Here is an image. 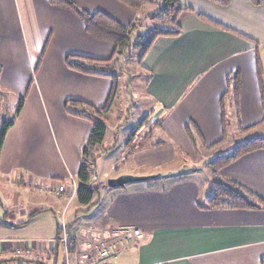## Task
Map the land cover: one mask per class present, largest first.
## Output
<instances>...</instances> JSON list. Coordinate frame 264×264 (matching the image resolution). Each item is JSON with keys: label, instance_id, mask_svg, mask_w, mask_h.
<instances>
[{"label": "crops", "instance_id": "crops-1", "mask_svg": "<svg viewBox=\"0 0 264 264\" xmlns=\"http://www.w3.org/2000/svg\"><path fill=\"white\" fill-rule=\"evenodd\" d=\"M72 1L122 25L138 17L117 0ZM177 7L187 9L182 13L187 16L180 33L158 36L143 54L146 57L152 50L142 69L150 74L144 93L156 112L145 125L153 139L140 144L149 135L133 133L128 143L119 145L117 135L111 143L105 142V133L102 145L107 149L97 160L95 175L102 186L94 204L83 210L76 202L69 220L64 219L62 209L63 224L70 234L68 247L56 240L60 209L52 206L57 220L54 234L35 232L16 239L9 236L20 226L12 225L13 217L0 224V264H78L88 230L113 235L122 227L140 232L114 264H259L264 258V209L198 206L216 178L208 161L241 141L264 136L254 45L222 31L214 22L258 44L264 90V4L230 0L219 6L211 0H178ZM112 51L111 44L89 36L69 9L51 6L48 0H0V86L27 94L5 134L0 173L14 176L15 183L30 189L37 200L28 211L18 212L23 223H15L21 227L42 226L39 217L49 207L46 192L75 200V175L90 122L67 113L66 102L71 99L102 107L111 92L109 77L74 71L65 64L66 57L106 60ZM236 69L241 80L238 124L233 113L234 119L227 116L225 126H232L239 136L230 143L226 140L223 148L203 149L190 141L185 125L192 121L206 146L222 138L220 99L227 88L226 75ZM236 125L246 130L238 131ZM126 157L129 163L121 165ZM209 168L203 184L199 173ZM123 174L154 177L141 184H106L108 178ZM217 175L264 199V150L240 156ZM58 185L64 187L61 195L54 192Z\"/></svg>", "mask_w": 264, "mask_h": 264}, {"label": "trees", "instance_id": "trees-1", "mask_svg": "<svg viewBox=\"0 0 264 264\" xmlns=\"http://www.w3.org/2000/svg\"><path fill=\"white\" fill-rule=\"evenodd\" d=\"M122 4L132 8L137 13H140L141 8L147 0H117ZM218 4L219 6H226L230 3V0H211ZM254 6L264 4V0H249ZM51 6H58L61 8H66L71 10L83 23L85 32L91 36L93 39L104 41L113 46V51L111 56L106 60H95L90 57L85 56H68L66 57L67 66L77 72L106 76L112 80V88L110 95L102 107H93L86 103L71 100L66 102L65 108L67 113L85 118L90 122V131L87 138L85 139L81 149H80V164L78 171L75 175V180L77 183L75 191L76 202L83 207V210L88 209L94 204L95 196H97L102 182H97L95 180L96 175V161L103 150V140L106 133V126L104 124L107 119V115L110 112V108L114 101V97L117 93L118 87V77L117 73L122 70V64L117 62L119 57L123 56V61L130 59V50L133 46L138 44L139 39L144 40L149 32H144V34H134V30L137 29L146 18L154 21L158 24H163L170 19V23L174 25L173 29L162 28V26L155 25V34H150L149 41L146 43L143 54L149 49L152 42L158 36H175L180 33L181 26L178 23V18L183 11L187 9H180L177 7L178 0H160L159 7L157 11L139 16L140 18L135 19L129 25H122L112 17L101 11L89 12L79 8L72 0H48ZM139 22V23H138ZM214 22V21H212ZM222 31H228L239 35L246 41H250L254 45L255 49V68L256 76L258 80V87L261 94L262 103L264 104V90L262 83V67L260 62V57L257 53L258 44L245 37L240 33L233 32L228 27L223 24L214 22ZM133 39V40H132ZM134 41V42H133ZM105 65L108 68H112V71H105L104 69H98L97 66ZM118 67V70L115 69ZM232 74V81H230V75ZM225 81L227 83V88L225 94L221 96L220 99V117L222 120V138L216 142L214 145L206 146L199 135L198 130H196L194 124L188 122L185 125L187 134L190 141L195 145L201 146L203 149L216 150L219 146H223L228 137V127L225 126L227 118L226 114V100L234 105L235 111V121L238 124V100L240 96V78L239 70L229 72L226 75ZM24 99L20 98L17 102L16 113H18L23 105ZM13 125V121L4 122L0 130V150L4 141L5 134L9 127ZM237 126V125H236ZM238 131H245L246 129L237 126ZM255 150H264V136L263 137H251V139H246L239 142L235 147H233L228 153L218 154L214 159L208 161L211 165L214 177H216L210 186V191L204 203H198L201 209H218V208H234V209H264V199L260 198L255 192H252L247 187L238 184L237 182L221 178L217 175V172L222 168L226 167L228 163L237 160L240 156L251 153ZM259 264H264V258H261Z\"/></svg>", "mask_w": 264, "mask_h": 264}, {"label": "rangeland", "instance_id": "rangeland-1", "mask_svg": "<svg viewBox=\"0 0 264 264\" xmlns=\"http://www.w3.org/2000/svg\"><path fill=\"white\" fill-rule=\"evenodd\" d=\"M160 4V0H147L143 7L141 8L140 13H138V17L135 19L138 20L139 16L147 15L157 11ZM185 12V11H183ZM182 12V13H183ZM178 18V23L182 24V21L186 20V16H182ZM139 23V22H138ZM154 21L146 18L144 22H142L137 29L134 30V34H144V32H149L147 37L144 40L138 41V44L133 46L130 50V59L123 61V56L119 57V63L122 64V70H120L117 74L118 77V87L117 93L114 97V101L110 108V112L107 115V119L105 120L104 124L106 126V137L105 142L111 143V140L114 135L118 136L119 145L128 143V139H132L131 136L133 133L137 135H142L143 132L149 135L147 138H144L140 141V144H145L153 139L152 135L153 132L150 133L146 131V124L147 122L155 118V106L151 102V99L144 93L146 82L150 77L149 72H146L142 67H147L149 63V54H152V50L150 53L148 51L147 58L145 55L143 56L144 48L146 43L149 41L150 34H155L156 28ZM158 26H162V28H170L173 29L174 25L170 23V19H167L166 22L160 24L158 21ZM133 40V39H132ZM134 42V41H133ZM143 56V57H142ZM43 60L40 61L39 67L42 66ZM98 69H104L105 71H112V68H108L105 65L97 66ZM115 69L118 70V67ZM231 84L232 81V74L230 75ZM27 94H17L13 91H7L0 86V130L2 128V124L4 122H8L10 120L15 123L20 111L16 113L17 102L20 98L25 99ZM226 114L230 116L235 111L234 105L229 103L226 100ZM23 106V105H22ZM230 119L234 117L230 116ZM162 119V118H161ZM11 125L9 128H11ZM118 128V129H117ZM228 137L229 143L231 142V138H236L239 134L234 133V128L232 126L228 127ZM264 126L260 130H263ZM139 143V142H138ZM227 145V144H226ZM224 146H219L218 148H223ZM234 147V146H233ZM107 147L103 146V150L100 152L99 156L104 153ZM117 152V151H116ZM112 154V153H111ZM118 154V152H117ZM207 156L211 155V153H204ZM98 156V158H99ZM113 156V155H111ZM97 158V160H98ZM108 163V161H107ZM129 163V157H126L121 165H127ZM97 167V161H96ZM95 167V169H96ZM201 171V170H199ZM211 169H203L199 175L200 179L205 183V176L210 175ZM185 172H188L185 171ZM213 179V178H212ZM209 181V180H208ZM134 184H141L140 181H133ZM132 183V184H133ZM130 184V182H129ZM77 185V183H76ZM36 186H33L35 188ZM47 198H48V208H45V211L40 215L39 220L41 221L42 226L39 228H29V227H21L22 225V216L18 214V212H26L28 209L31 208L33 203H36L35 196L31 193L30 189L26 188L25 186L18 185L14 181V176H4L0 173V224L6 220H12L11 217L14 218L12 225H20L18 229L13 231L9 236L13 238H29L35 232H41L42 234H49L53 232L55 233L56 218L52 215V206L53 209L59 207L58 216L60 219L65 217L64 219L69 220V217H72V208L75 205L76 201L72 202V198L68 201L67 197L56 196L52 194V192L48 191ZM97 198V196H95ZM60 206L62 208H60ZM62 209L65 211L64 216L62 215ZM17 211V213H16ZM63 216V217H62ZM6 217V218H5ZM65 220V221H66ZM20 222L18 224L15 223ZM7 222V221H6ZM8 223V222H7ZM15 227V226H14ZM62 260V255H60L59 262Z\"/></svg>", "mask_w": 264, "mask_h": 264}, {"label": "built area", "instance_id": "built-area-1", "mask_svg": "<svg viewBox=\"0 0 264 264\" xmlns=\"http://www.w3.org/2000/svg\"><path fill=\"white\" fill-rule=\"evenodd\" d=\"M54 192L61 195L64 192V187L58 185ZM59 223L60 233L56 240L62 242L67 248L70 234L66 230L62 219L59 220ZM139 232V229L134 227H122L113 235L106 233V231L95 232L88 230L86 232V240L80 248L81 260H79L78 264H114L119 254L134 241Z\"/></svg>", "mask_w": 264, "mask_h": 264}, {"label": "water", "instance_id": "water-1", "mask_svg": "<svg viewBox=\"0 0 264 264\" xmlns=\"http://www.w3.org/2000/svg\"><path fill=\"white\" fill-rule=\"evenodd\" d=\"M148 177H154V176H133L128 174H123L117 177L108 178L106 181V184L109 187H120L123 186L125 183L133 182L134 181H141L145 180Z\"/></svg>", "mask_w": 264, "mask_h": 264}]
</instances>
